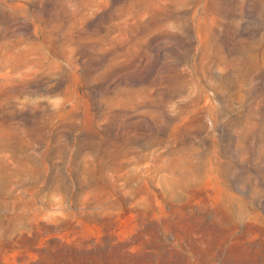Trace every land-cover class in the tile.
Returning a JSON list of instances; mask_svg holds the SVG:
<instances>
[{
	"label": "rangeland",
	"instance_id": "374dc122",
	"mask_svg": "<svg viewBox=\"0 0 264 264\" xmlns=\"http://www.w3.org/2000/svg\"><path fill=\"white\" fill-rule=\"evenodd\" d=\"M0 264H264V0H0Z\"/></svg>",
	"mask_w": 264,
	"mask_h": 264
}]
</instances>
